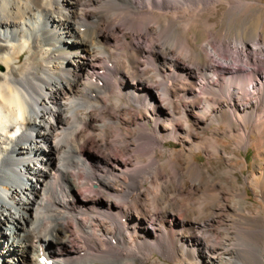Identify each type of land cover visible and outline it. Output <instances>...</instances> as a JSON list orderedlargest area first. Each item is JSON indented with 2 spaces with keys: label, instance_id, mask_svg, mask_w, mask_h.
<instances>
[{
  "label": "bare ground",
  "instance_id": "6f19581e",
  "mask_svg": "<svg viewBox=\"0 0 264 264\" xmlns=\"http://www.w3.org/2000/svg\"><path fill=\"white\" fill-rule=\"evenodd\" d=\"M208 1L0 0V264H260L262 250L241 260L220 232L234 219L192 151L218 152L212 122L236 148L264 135V65L249 67L264 64V36L202 48L245 68L200 61L185 42L175 55L173 12L189 26L184 10ZM135 23L156 35L150 49L129 47L122 28ZM165 140L179 149L162 174ZM112 147L146 164L103 153Z\"/></svg>",
  "mask_w": 264,
  "mask_h": 264
},
{
  "label": "rangeland",
  "instance_id": "374dc122",
  "mask_svg": "<svg viewBox=\"0 0 264 264\" xmlns=\"http://www.w3.org/2000/svg\"><path fill=\"white\" fill-rule=\"evenodd\" d=\"M238 2H233V0H209L202 6H192L189 8L190 10H184V13L192 14L194 17H197L194 18V23L189 26H185L183 21H179L180 24L179 22L177 23V21L180 20L178 16L182 14V9L184 8L181 7L182 9L180 8L177 12H173L175 18H173L170 27H172L174 37L177 42H179V45L174 47L175 49L173 48L175 55H179L180 44L185 42L191 47L192 51L198 56L200 61H205L213 65L218 64L229 68H245L246 65L241 58L222 60L221 58L214 56L211 52H203L202 49L206 47L208 42L212 41L216 43H229L234 40L249 41L254 39L258 34L264 36V0H239ZM193 11L194 13H192ZM135 24V26L133 25L132 28L130 27L129 29L122 28V31L127 34L129 47H140L145 50L150 49L156 42L153 39L156 38V35L153 34L151 36L143 34L137 29V23ZM149 26L151 25L149 24ZM115 52H117V49L114 50V53ZM22 58L23 57L20 59ZM139 60L145 61L147 58H139ZM262 65L264 64L254 62L249 64V67L260 68ZM105 66L106 64L104 65V68H106ZM103 72L105 82L107 80H115L116 77H113L112 73L110 74L107 71ZM120 80L121 79L116 78V81L119 82ZM99 86L101 87V85ZM226 88L228 89V85H225L224 87L223 84L222 90L224 91H222V93H226ZM216 95L217 94L214 93V95L212 94L211 96L218 97L220 100L224 98H220ZM122 97H124V92H122ZM132 107L135 112L134 106ZM84 109L85 111L88 110L87 108ZM84 109L81 110L82 113L84 112ZM210 127L212 129L218 128L219 130V132H206L207 138L212 140V142L218 147V152H215L212 158H207L206 153L201 150L192 151V159L195 163L206 169L209 180L215 184L213 190H216L218 193L216 191L210 192H212L215 197L217 193L218 197L221 195L226 198L224 199L225 203L228 205V209L225 214L232 217L234 220L230 221L231 228L220 229V232H226L228 230V236L232 238L236 247L239 248L237 252L238 258H241V260H245L246 262H253L255 261L253 259L257 258L255 255L258 256L262 253V261L260 264H264V135L251 134L250 145L245 146V148H236L235 143L238 139L226 138L225 134L222 133L224 130V125L222 123L216 124L215 122H212L210 123ZM89 131L91 130L89 129ZM150 136L155 137V131H151ZM155 149V164L163 167L162 174L169 173L171 170L169 166L170 164L168 163L169 151H178L179 147L174 141L165 140L162 148L155 147ZM208 149L212 150L211 145ZM103 153L112 158L114 156L119 159H124L130 165H135L137 167L145 165L148 157V154L140 156L139 160L142 163H137L133 153H119L114 147L104 150ZM83 154L87 155V157L88 155L93 156L94 158V153L90 149H86L82 155ZM173 157L171 158V161H176V156ZM226 159L229 160L226 161ZM92 161L97 163L95 158ZM80 176L81 177L78 181L84 183V174L81 173ZM231 176L234 179H232ZM111 179L114 180L113 177H111ZM114 182H116V180H114ZM248 182L251 184H248ZM143 185L145 187L148 186L147 188H151V184L148 182H144ZM79 191L80 194L84 196L91 195V192L86 190L85 187L83 189L81 187ZM240 193H242V197H240ZM213 198L214 197H211L209 200L212 205L216 202ZM82 201L84 200L82 199ZM85 202L86 204H89V201L85 200ZM218 202L220 203V201ZM124 219H128V217L125 216ZM232 221L235 225L232 224ZM250 225L255 226V232L253 235L240 229L242 227L247 229ZM222 226L223 224L220 225V227ZM237 233L238 235H236ZM78 240L80 239L73 237L72 235L70 243L76 244ZM243 248H245V251L242 250ZM62 253L65 254L71 252L70 250L65 249ZM245 254L249 256H246ZM153 255L154 258L157 257V254L155 253H153ZM160 259L163 260L161 257ZM248 259H250V261ZM95 264L99 263L95 262Z\"/></svg>",
  "mask_w": 264,
  "mask_h": 264
}]
</instances>
